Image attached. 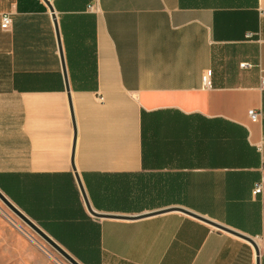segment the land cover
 <instances>
[{
    "label": "crops",
    "instance_id": "0c3cea01",
    "mask_svg": "<svg viewBox=\"0 0 264 264\" xmlns=\"http://www.w3.org/2000/svg\"><path fill=\"white\" fill-rule=\"evenodd\" d=\"M48 1L68 90L46 3L0 0V190L82 264H264V0Z\"/></svg>",
    "mask_w": 264,
    "mask_h": 264
},
{
    "label": "rangeland",
    "instance_id": "374dc122",
    "mask_svg": "<svg viewBox=\"0 0 264 264\" xmlns=\"http://www.w3.org/2000/svg\"><path fill=\"white\" fill-rule=\"evenodd\" d=\"M0 264H71L0 201Z\"/></svg>",
    "mask_w": 264,
    "mask_h": 264
},
{
    "label": "water",
    "instance_id": "95a60500",
    "mask_svg": "<svg viewBox=\"0 0 264 264\" xmlns=\"http://www.w3.org/2000/svg\"><path fill=\"white\" fill-rule=\"evenodd\" d=\"M46 5L48 6L49 10L52 12V18H53V22H54V26H55V30H56V35H57V40H58V49H59V53H60V59H61V67H62V71H63V76L65 79V85H66V89L68 90V83L66 80V72H65V65H64V59H63V54H62V48L60 45V40H59V35H58V26H57V21H56V16L54 13V9L51 5V3L48 0H43ZM73 118V116H72ZM83 200L85 202V205L88 209V211L95 217H101V218H119V219H137V218H143L146 216H151V215H155V214H160V213H164V212H169V211H179L181 213L190 215L194 218H197L199 220H202L208 224H210L211 226L222 230V231H226L229 232L231 234H234L236 236H239L247 241H249L250 243H252V245L254 246L256 255L259 254V249L255 243V241L243 234L240 233L234 229H231L229 227H226L220 223H217L215 221H212L202 215H199L197 213H194L186 208L183 207H179V206H170V207H165V208H160V209H155V210H151V211H146V212H141V213H137V214H118V213H102V212H98L95 211L89 204L88 199L86 197V194L82 188V185L80 183V180L78 177H76ZM0 201L11 211L13 212L20 220H22L30 229H32L37 235H39L45 242H47L53 249H55L60 255H62L67 261H69L71 264H82L76 257L71 256L67 253V251L54 239H52L46 232H44L34 221H32L29 217H27L14 203H12L10 201V199H8V197L0 190ZM256 264H259V258H256Z\"/></svg>",
    "mask_w": 264,
    "mask_h": 264
},
{
    "label": "built area",
    "instance_id": "2783aa9c",
    "mask_svg": "<svg viewBox=\"0 0 264 264\" xmlns=\"http://www.w3.org/2000/svg\"><path fill=\"white\" fill-rule=\"evenodd\" d=\"M11 25V16L8 13H4L1 15L0 18V27L2 30H8ZM250 36V35H248ZM242 67H248L250 66L247 62L241 63ZM261 76H260V87L264 88V69H261ZM210 75H211V70H206L202 74V83L204 86L208 87L210 86ZM101 99V97H100ZM248 116L252 121H256L260 118V116H264V113H258L254 109H249L248 110ZM264 168V165H263ZM262 183L257 182L254 184L253 189H252V194L257 195L262 192Z\"/></svg>",
    "mask_w": 264,
    "mask_h": 264
}]
</instances>
